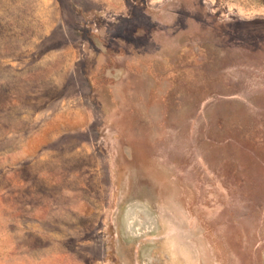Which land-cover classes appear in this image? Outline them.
I'll return each mask as SVG.
<instances>
[{
  "label": "rangeland",
  "instance_id": "obj_1",
  "mask_svg": "<svg viewBox=\"0 0 264 264\" xmlns=\"http://www.w3.org/2000/svg\"><path fill=\"white\" fill-rule=\"evenodd\" d=\"M0 264H264V0H0Z\"/></svg>",
  "mask_w": 264,
  "mask_h": 264
}]
</instances>
